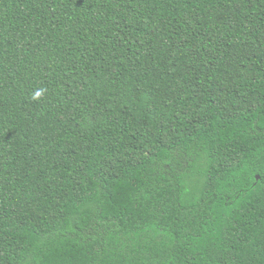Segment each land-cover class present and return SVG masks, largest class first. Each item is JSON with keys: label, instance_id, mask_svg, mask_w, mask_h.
I'll list each match as a JSON object with an SVG mask.
<instances>
[{"label": "trees", "instance_id": "16d2710c", "mask_svg": "<svg viewBox=\"0 0 264 264\" xmlns=\"http://www.w3.org/2000/svg\"><path fill=\"white\" fill-rule=\"evenodd\" d=\"M0 264H264V0H0Z\"/></svg>", "mask_w": 264, "mask_h": 264}, {"label": "water", "instance_id": "95a60500", "mask_svg": "<svg viewBox=\"0 0 264 264\" xmlns=\"http://www.w3.org/2000/svg\"><path fill=\"white\" fill-rule=\"evenodd\" d=\"M258 178V177H257Z\"/></svg>", "mask_w": 264, "mask_h": 264}]
</instances>
